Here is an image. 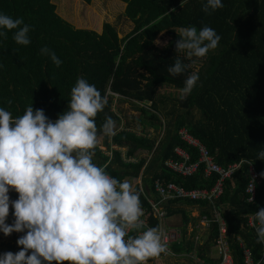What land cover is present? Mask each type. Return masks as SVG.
I'll return each instance as SVG.
<instances>
[{"label":"trees","instance_id":"obj_1","mask_svg":"<svg viewBox=\"0 0 264 264\" xmlns=\"http://www.w3.org/2000/svg\"><path fill=\"white\" fill-rule=\"evenodd\" d=\"M83 1L91 4V0ZM123 1L127 5L125 16L134 28L120 38L117 28L109 23L103 33L74 28L56 13L52 0H0V13L23 18L31 26L28 34L31 42L27 46L15 43L12 37L16 30L8 31L7 38L0 37V107L16 118L32 104L54 121L66 110L71 88L78 78L94 84L108 99L104 110L95 117L97 127H101L106 116L112 117L117 127L113 136L98 134L99 139L103 137V147L110 156L97 146L94 162L106 166L108 174L120 181L141 180V187L135 191L140 194L149 227L160 228L148 201H160L154 188L156 180L186 189H211L219 178L217 174L206 177L203 166L190 177L165 167L167 160L177 159L176 148L187 149L192 162L199 159L197 149L180 140L178 133L182 129L204 144L220 166L243 161L241 168L226 181L224 194L213 207L189 201H171L165 205L168 217L181 215L183 219L182 241L170 249L174 255L196 252L203 262H220V258L216 260L212 256L220 236L219 223L213 217L216 210L226 222L227 243L234 264H245L242 244L250 250L253 263L262 264L264 247L256 243L257 234L248 227V218L264 208V177L260 175L253 203H249L246 189L250 181L249 165L253 164L259 174L264 172V161L257 159L264 150V0H222L223 7L210 10V14L202 11L206 0H109V8L116 13L117 7L125 5ZM189 26H195L198 31L204 26L211 27L221 37L218 47L209 51L205 65L198 72H194L185 53H176L175 48L180 29ZM164 38L162 45L156 43ZM43 47L62 61L59 67L49 56L41 55ZM176 57L186 69L181 75L172 76L167 68ZM192 73H197L199 80L191 94L176 100L175 109L167 111L169 99L158 98L159 88L169 86L180 91ZM119 100L131 104L142 117L148 118V123H140L143 135H137L130 123H122L124 119L115 108ZM171 117L173 121L167 122L166 118ZM163 126L170 130L158 144L148 130L156 131ZM139 152H148L152 157L128 161L136 160ZM9 195L18 198L15 192L11 195L10 191ZM180 205L199 208L201 217L212 220L199 247L188 238V225L194 218L187 210L177 207ZM12 211L8 224L14 219ZM23 234L14 232L9 237L17 241ZM7 250L16 253L20 247L9 245Z\"/></svg>","mask_w":264,"mask_h":264},{"label":"clouds","instance_id":"obj_2","mask_svg":"<svg viewBox=\"0 0 264 264\" xmlns=\"http://www.w3.org/2000/svg\"><path fill=\"white\" fill-rule=\"evenodd\" d=\"M222 7V0H206L202 11L210 14ZM12 30L16 44H30L31 26L23 18L0 13V37L7 38ZM179 37L176 53H185L189 60L204 58L221 39L208 26L199 31L195 26L181 28ZM40 52L61 65L47 47ZM185 69L176 57L167 72L179 76ZM198 80L197 73L187 76L181 100ZM107 103V96L94 84L78 78L66 110L54 121L32 104L16 118L0 107V232L6 237L24 233L16 241L20 250L0 254V264H148L167 254L159 227L141 231V217L147 220L140 194L128 180L113 178L106 166L94 162L98 134L115 135L112 117L106 116L100 128L95 122ZM257 159L264 161V150ZM260 175L264 177V172ZM10 191L18 194L16 200L10 199ZM10 208L14 220L8 224ZM167 219L164 227L170 226ZM254 219L256 243L261 245L264 208L255 212Z\"/></svg>","mask_w":264,"mask_h":264},{"label":"built area","instance_id":"obj_3","mask_svg":"<svg viewBox=\"0 0 264 264\" xmlns=\"http://www.w3.org/2000/svg\"><path fill=\"white\" fill-rule=\"evenodd\" d=\"M180 140L191 148H195L198 151L199 159L197 162L191 161V154L188 152L187 149L184 148H176L174 150L177 159H169L165 162V167L183 177H190L194 176L200 168L203 166L204 174L206 177H210L213 174H217L219 176L217 182L211 189H186L183 186L177 185L175 183H167L163 184L161 181L156 180L154 183V188L156 194L159 196L160 201L156 202L153 200L148 199L151 207H152V214L155 218L159 220L160 223V231L163 237V243H165L168 247V252L170 253V246L173 244H179L182 239V233L179 229L166 226L164 227V222L167 216V210L165 209V205L171 201H189L192 203H207L211 207L215 205V203L223 196L224 188L226 181L231 179L235 172H237L243 163H236L230 165L228 167L220 166L215 162L214 156L211 155L208 148L202 144L199 140L192 137L188 130L182 129L179 133ZM103 153L110 156V154L106 153V150L100 148ZM130 162H137L134 159L128 160ZM248 173L250 177L249 184L246 189V195L249 196V203H253L256 198V188L257 183L260 182V174L257 172L255 166L253 164L249 165ZM11 199V198H10ZM11 210V208H10ZM143 215H146V211L143 210ZM214 221L219 223V231L220 236L216 243V249L219 252L220 262L216 264H234V260L232 255L229 252V246L227 243V225L226 222L222 219L220 213L214 210ZM14 219H12L13 222ZM144 221V226L149 228L147 221ZM212 220H210L207 216H203L201 218L202 227L205 230L210 229ZM257 222L254 219V216H250L248 218V227L251 228L255 233ZM244 247V256H245V264H254L252 260L251 252L248 248ZM264 247V244H263ZM197 261L196 264H212L206 263L199 260L197 253H192ZM264 261V251H263V258ZM148 264H153L150 260Z\"/></svg>","mask_w":264,"mask_h":264},{"label":"rangeland","instance_id":"obj_4","mask_svg":"<svg viewBox=\"0 0 264 264\" xmlns=\"http://www.w3.org/2000/svg\"><path fill=\"white\" fill-rule=\"evenodd\" d=\"M109 0H91V4L84 3L83 0H79V3H75V0H52V4L56 8V13L65 21L70 23L74 28L76 29H86V30H92L95 32L102 33L104 30V27L107 23L114 25L119 33V37L123 38L127 34H129L133 28L134 24L133 22L126 18L125 16V10L127 5H120L116 8L117 12H113L112 9L109 8L108 5ZM122 1V0H120ZM64 3V8L61 6V4ZM60 10V13L58 12ZM64 11V12H63ZM63 12V13H61ZM67 14V15H66ZM64 16V17H62ZM98 23H100L101 27L98 26ZM164 39H158L159 43L162 45V41ZM208 54L204 58L196 59L193 58L191 60V67L194 69V72H198L206 63ZM181 92L179 90L174 89L173 87L169 86H162L158 90V98L159 96H165L166 99H169V101L166 102V110L172 111L175 109V101L180 100ZM115 108L119 110V113L121 117L124 119L122 123H133V129L136 132L137 135H143L141 132L140 123L141 121L148 123V118L142 117L141 113L135 109L131 104H128L126 102H123L119 100V102H116ZM181 112L177 111V114ZM197 118H199V115H196ZM173 117L166 118L167 122L173 121ZM164 121V120H163ZM168 124V123H166ZM117 128V127H116ZM169 131L170 128L165 129L163 126L162 128L158 130H151L149 129L148 132L151 135V137L154 140H157L158 144L159 142L165 137L166 138V132ZM144 133V132H143ZM104 140L103 137L99 139V147H103ZM157 144V145H158ZM106 150V149H105ZM124 155L126 154V151L123 150ZM107 153V152H106ZM152 157V154L148 152H139L136 156V161L145 158L150 159ZM133 189L135 190L136 187H141V180L140 179H127ZM13 192L11 191V195H13ZM15 195H18L15 192ZM11 200H15L13 197H11ZM179 208L187 210L191 218H194V220L191 221V223L188 225V238H191L195 241V245L199 247L201 244L204 243L205 237L207 236V231L202 227L201 224V210L199 208H187L184 205L177 206ZM169 220V222H168ZM167 223L179 229L182 233L183 228V219L181 215H176L171 218L167 219ZM192 234H194L195 237H192ZM182 241V239H181ZM9 245H17L16 241L12 240L9 236H4L2 232H0V254L4 252H8L7 248ZM18 246V245H17ZM171 250V249H170ZM212 256L218 260L219 258V252L216 248L212 251ZM197 259L192 256V254H184L181 256L174 255L171 251L170 253L162 254L161 257L158 259L153 260V264H196Z\"/></svg>","mask_w":264,"mask_h":264},{"label":"crops","instance_id":"obj_5","mask_svg":"<svg viewBox=\"0 0 264 264\" xmlns=\"http://www.w3.org/2000/svg\"><path fill=\"white\" fill-rule=\"evenodd\" d=\"M130 124L133 126V123H130ZM168 218H170V217H168ZM168 222H169V220H168ZM166 224L169 225L167 222H166Z\"/></svg>","mask_w":264,"mask_h":264}]
</instances>
